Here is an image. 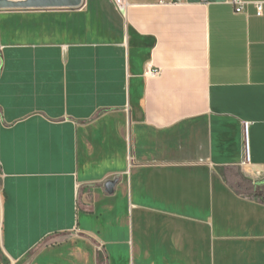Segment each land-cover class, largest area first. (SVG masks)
<instances>
[{
    "label": "crops",
    "instance_id": "1",
    "mask_svg": "<svg viewBox=\"0 0 264 264\" xmlns=\"http://www.w3.org/2000/svg\"><path fill=\"white\" fill-rule=\"evenodd\" d=\"M240 1L0 10V264H264V0Z\"/></svg>",
    "mask_w": 264,
    "mask_h": 264
},
{
    "label": "water",
    "instance_id": "2",
    "mask_svg": "<svg viewBox=\"0 0 264 264\" xmlns=\"http://www.w3.org/2000/svg\"><path fill=\"white\" fill-rule=\"evenodd\" d=\"M81 4L82 0H0V10L78 8ZM115 182L107 183V188Z\"/></svg>",
    "mask_w": 264,
    "mask_h": 264
},
{
    "label": "built area",
    "instance_id": "3",
    "mask_svg": "<svg viewBox=\"0 0 264 264\" xmlns=\"http://www.w3.org/2000/svg\"><path fill=\"white\" fill-rule=\"evenodd\" d=\"M177 1H179V0H177ZM114 2L117 5V7L120 9L121 14L124 15L126 13V9L128 6L126 0H114ZM82 3H83V0H82ZM231 3H232V5H234L237 13L242 12L243 3L240 0H231ZM257 10H258V15H261L262 14V5L261 4H257ZM248 128H249V124L248 123L244 124V131L246 134L248 132Z\"/></svg>",
    "mask_w": 264,
    "mask_h": 264
},
{
    "label": "rangeland",
    "instance_id": "4",
    "mask_svg": "<svg viewBox=\"0 0 264 264\" xmlns=\"http://www.w3.org/2000/svg\"><path fill=\"white\" fill-rule=\"evenodd\" d=\"M242 188H243V189H248V188H249V185H248L247 183H243V182H242Z\"/></svg>",
    "mask_w": 264,
    "mask_h": 264
},
{
    "label": "trees",
    "instance_id": "5",
    "mask_svg": "<svg viewBox=\"0 0 264 264\" xmlns=\"http://www.w3.org/2000/svg\"><path fill=\"white\" fill-rule=\"evenodd\" d=\"M6 264V263H5Z\"/></svg>",
    "mask_w": 264,
    "mask_h": 264
}]
</instances>
